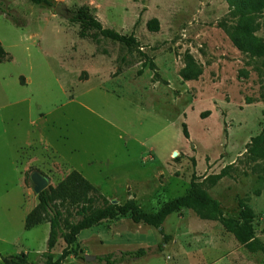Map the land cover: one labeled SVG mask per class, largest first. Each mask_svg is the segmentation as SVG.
Returning <instances> with one entry per match:
<instances>
[{
  "label": "rangeland",
  "instance_id": "374dc122",
  "mask_svg": "<svg viewBox=\"0 0 264 264\" xmlns=\"http://www.w3.org/2000/svg\"><path fill=\"white\" fill-rule=\"evenodd\" d=\"M0 1L11 13H0L8 54L0 63V257L24 247L37 262L46 251L48 223L26 231L21 217L38 203L27 180L34 170L49 178L46 189L77 171L108 202L132 201L151 214L193 183L225 217L248 207L264 244V56L252 41L264 46V0H53L51 8ZM78 11L135 43L71 21ZM152 19L156 31L147 29ZM27 131L38 144L16 162L24 198L9 156ZM162 229L169 239L158 252L157 229L128 215L103 220L79 233L68 247L75 255L61 264H105L98 258L141 248L144 257L118 264H264L261 252L190 209ZM64 248L59 239L54 256Z\"/></svg>",
  "mask_w": 264,
  "mask_h": 264
},
{
  "label": "trees",
  "instance_id": "16d2710c",
  "mask_svg": "<svg viewBox=\"0 0 264 264\" xmlns=\"http://www.w3.org/2000/svg\"><path fill=\"white\" fill-rule=\"evenodd\" d=\"M26 1L45 8H51L54 5L53 0ZM0 13L5 14L7 17L11 15L1 1ZM71 21L93 28L112 41L125 45H129L131 42L135 43L132 38H127L113 30L102 28L97 20L86 17L81 11H78L71 18ZM146 26L150 31L158 30L156 19L147 22ZM252 41L256 49L254 53L257 56H264V46L259 44L255 38ZM237 46L239 49H244L240 44H237ZM249 50L253 51L252 48H249ZM7 58L8 54L0 44V63ZM181 131L183 137L188 138L185 124L181 125ZM261 138V135L254 138V144L261 141ZM222 177L223 173L211 176L210 185H214ZM37 201L36 207L25 217L24 227L29 230L42 223H48L49 232L46 241V251L40 254L37 262H29L24 253H19L0 257L3 264H61L69 255H75L68 247L75 243L76 237L81 231L89 229L103 220L114 219L117 216L124 215L130 216L134 223H143L157 229L161 235V242L157 245V251L162 252L163 246L167 244L169 239V236L164 234L162 224L168 216L182 209L194 211L201 219L218 222L247 251L250 253L261 252L264 257V244L255 236L252 227L254 217L249 208L241 204L236 218L225 217L219 208L218 202L203 191L198 190L196 184L193 183H191L187 194L166 202L158 211L152 214L140 211L132 201H127L122 205L108 202L77 171H71L55 188L42 191L37 196ZM56 201L59 202V205H56ZM97 202H101V205L95 206ZM71 209L74 210V215L79 217L76 222H68L69 210ZM62 226L66 228V232H63ZM59 239H62L65 248L58 257H55L52 250ZM145 255L146 250L141 248L121 252L118 256L108 254L98 258V260L105 264H118L122 259H139Z\"/></svg>",
  "mask_w": 264,
  "mask_h": 264
},
{
  "label": "crops",
  "instance_id": "0c3cea01",
  "mask_svg": "<svg viewBox=\"0 0 264 264\" xmlns=\"http://www.w3.org/2000/svg\"><path fill=\"white\" fill-rule=\"evenodd\" d=\"M31 134H32L31 131H27L25 133L24 139L23 138L21 139L22 141L20 140L19 142H17L16 140H13V144L10 146L11 154L9 156V161H10V166H11V172H13L15 174V176H16L15 188L21 189V192H22V195L24 196V198H25V195H26L25 194V187H24V177H23V174L21 172V169L17 167V163L16 162H17L18 156L21 153V151H23L25 149H28L31 145L38 144V143H32L31 142V140H30ZM7 148H8V146H7ZM5 192H7V189L5 190ZM26 200H27V196H26ZM30 202H31L30 207H26L25 210L23 211V215L21 216L22 220H23V227H24L25 217L37 205V203L34 202L33 200H31ZM36 227H38V226H36ZM34 228L26 230L25 227H24V230L31 231ZM46 232H47V229H46ZM26 251H28V249H26L24 247H20V249L18 250L17 254H19V253L26 254Z\"/></svg>",
  "mask_w": 264,
  "mask_h": 264
},
{
  "label": "water",
  "instance_id": "95a60500",
  "mask_svg": "<svg viewBox=\"0 0 264 264\" xmlns=\"http://www.w3.org/2000/svg\"><path fill=\"white\" fill-rule=\"evenodd\" d=\"M60 7H57L55 9V13L56 14H61V10L59 9ZM27 180H28V183H29V187L32 191V194L34 196H38L42 191H44L47 187H48V184H49V178L44 176L42 173H40L39 171H31L27 177ZM115 203V202H113ZM84 259L86 261H90V260H93L94 257H90V256H87L85 255L84 256Z\"/></svg>",
  "mask_w": 264,
  "mask_h": 264
}]
</instances>
